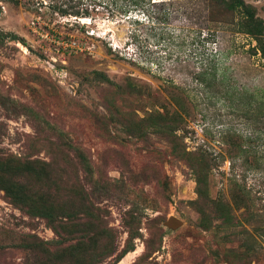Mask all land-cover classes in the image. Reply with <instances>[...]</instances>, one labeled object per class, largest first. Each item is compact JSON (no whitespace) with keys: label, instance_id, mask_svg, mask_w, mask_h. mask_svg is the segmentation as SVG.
<instances>
[{"label":"rangeland","instance_id":"obj_1","mask_svg":"<svg viewBox=\"0 0 264 264\" xmlns=\"http://www.w3.org/2000/svg\"><path fill=\"white\" fill-rule=\"evenodd\" d=\"M244 6L0 0V264H264Z\"/></svg>","mask_w":264,"mask_h":264},{"label":"trees","instance_id":"obj_2","mask_svg":"<svg viewBox=\"0 0 264 264\" xmlns=\"http://www.w3.org/2000/svg\"><path fill=\"white\" fill-rule=\"evenodd\" d=\"M236 5H244L241 1L236 2ZM243 11L246 15V21L245 23L247 24L248 28H249V35L252 34H257L258 38H255L256 42H257V48L254 50L255 53L259 52L260 55L263 57L264 59V28L263 25L260 24V22L255 18V15L252 14L251 12L247 11V9L243 8ZM89 253V252H88ZM91 255L92 252L88 254V258L91 259Z\"/></svg>","mask_w":264,"mask_h":264},{"label":"water","instance_id":"obj_3","mask_svg":"<svg viewBox=\"0 0 264 264\" xmlns=\"http://www.w3.org/2000/svg\"><path fill=\"white\" fill-rule=\"evenodd\" d=\"M168 225L170 226H176L179 224L178 220H176L175 218H169L168 222H167Z\"/></svg>","mask_w":264,"mask_h":264}]
</instances>
